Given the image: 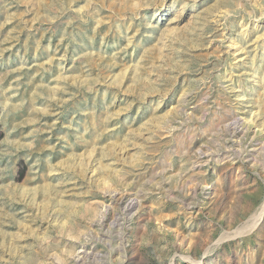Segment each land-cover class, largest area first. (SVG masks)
I'll use <instances>...</instances> for the list:
<instances>
[{
    "label": "rangeland",
    "instance_id": "374dc122",
    "mask_svg": "<svg viewBox=\"0 0 264 264\" xmlns=\"http://www.w3.org/2000/svg\"><path fill=\"white\" fill-rule=\"evenodd\" d=\"M0 264H264V0H0Z\"/></svg>",
    "mask_w": 264,
    "mask_h": 264
},
{
    "label": "bare ground",
    "instance_id": "6f19581e",
    "mask_svg": "<svg viewBox=\"0 0 264 264\" xmlns=\"http://www.w3.org/2000/svg\"><path fill=\"white\" fill-rule=\"evenodd\" d=\"M233 132V131H232Z\"/></svg>",
    "mask_w": 264,
    "mask_h": 264
}]
</instances>
